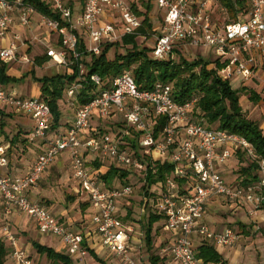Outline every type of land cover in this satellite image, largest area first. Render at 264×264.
<instances>
[{
  "label": "built area",
  "instance_id": "obj_1",
  "mask_svg": "<svg viewBox=\"0 0 264 264\" xmlns=\"http://www.w3.org/2000/svg\"><path fill=\"white\" fill-rule=\"evenodd\" d=\"M46 1L59 13V18L38 13L25 0H0V40L8 36L16 19L20 25L29 27L32 16L39 14L46 33L59 35L61 48L50 47L47 54L61 66L68 64V54L76 61L81 58L78 45L82 34L85 49L98 54L105 42L136 34L142 26L141 16L126 0H82L78 14L65 0ZM248 2L247 13L240 12L236 20L230 21L227 7L218 0H157L163 21L151 48L152 58L172 57L175 46L185 40L191 46H207L214 51L215 59L223 63L218 69L222 79L232 83L233 78L246 82L256 77L263 84L264 95V0ZM15 38L21 40L22 36L17 33ZM18 47L15 42L0 46V60L17 61ZM20 61L32 63L27 54ZM212 66L214 63L210 64ZM79 69L81 78L86 74V67L80 64ZM91 79L97 85L102 83L97 74ZM76 91V85L67 89L69 97ZM194 102L175 100L173 87L168 83L158 81L152 88L142 89L132 72L126 70L77 109L69 128L47 137L53 124L49 103L42 97H18L0 89V108L12 107L33 119L29 140H47V147L37 155L25 175L12 177L0 173L4 212L29 215L41 233L60 238L71 257L84 259L89 253L84 234L28 196L30 188L37 184L54 158L60 152H68L79 192L87 196L95 210L91 220L100 243L127 264H135L129 245L134 228L123 220L119 207L120 202L133 194L134 187L132 184L106 186L99 175L88 170L84 151L110 157L118 166L138 173L143 181L148 174L144 157L148 156L152 162H171L174 166L164 182L151 186L152 195L143 199L146 207L163 215V228L174 235L173 243L166 250L180 264H210L197 255L192 236L197 235L215 246H232L239 235L232 227L214 230L203 220L207 202L220 196L229 202L245 203L251 215L264 210V158L245 136L196 120ZM95 110L102 119L114 114L120 116L125 127L100 135H86ZM160 116L165 123L157 133L155 128ZM237 152L257 164L255 182L233 184L222 176L219 166ZM7 164V148L0 146V166ZM187 176L192 178V186H180L177 179ZM2 236L20 264H32L19 246L18 235L7 223Z\"/></svg>",
  "mask_w": 264,
  "mask_h": 264
},
{
  "label": "crops",
  "instance_id": "obj_2",
  "mask_svg": "<svg viewBox=\"0 0 264 264\" xmlns=\"http://www.w3.org/2000/svg\"><path fill=\"white\" fill-rule=\"evenodd\" d=\"M74 5L73 9L75 14L80 13L82 9V0H79ZM38 24H40L39 14H34L32 16L31 26L29 27L20 25L18 19H16L8 36L0 40V46L9 45L12 42H15L19 45L17 53H21L26 49H35L37 52L34 55H43V58L46 60L45 62L52 60L45 54L46 52L43 54L41 47L38 45H31V47L23 46L21 43L22 41L31 38V36L40 29ZM17 33L22 36L21 40L15 38ZM44 33L47 36H50V33L47 34L46 31H44ZM49 40L50 37H47L46 39L44 38L45 42H48ZM50 47L51 46H48V48ZM14 62L15 61H13V63ZM7 74L16 77L15 81L24 80L26 76L25 74L24 76L20 74L14 75L8 71ZM36 76H39L38 73ZM239 80V78H235L234 83ZM62 103L63 101L61 100L59 105L62 117L59 126L51 129L48 132L47 137L65 131L72 125V122L75 119L76 109H73L72 106H70L74 104L69 103L64 106ZM2 110L3 114L0 115V146L7 148L8 164L0 166V173L12 177L22 176L29 171L37 155L45 150L47 147V140L39 138L34 141L29 140V133L34 126V121L29 115L12 107ZM117 117L118 115L114 114L109 120L113 119L114 121V118ZM103 121H105V119H103ZM103 121L102 118H99L97 110H95L91 127L89 130H86V135H90L89 132H95L96 129L99 130L100 125L105 123ZM261 127L264 129L263 124ZM106 129H110V127L107 126ZM114 130L115 129H110L107 130V132H113ZM103 132L104 131H102V133ZM104 133H106V131ZM237 153L241 154L240 152ZM84 154L87 160L88 170L92 174L99 175L101 181L107 186L101 175L107 173L111 166L118 165L108 156L100 155L89 150H85ZM234 156L235 155H232V157L224 164L220 165L219 171L226 181L236 184L237 182L239 183L241 179L238 178L240 176L237 172L238 168L234 164L235 161L232 160ZM240 157L239 161H241L240 163L242 164V159L245 160V155L241 154ZM121 182H123V180ZM79 191L77 182L73 176L69 153L60 152L45 170L37 184L30 188L28 196L34 201L43 203V205L56 217L68 222L72 229L84 234L86 237L89 246V253L84 259L71 257L73 264H127L122 257L110 252L100 243L95 226L91 220L95 210L87 196ZM120 203V213L121 211L125 212V218H129L131 209L122 208ZM145 208L147 207L145 206ZM248 212L249 207L245 203L229 202L220 196L212 197L206 204L203 220L209 224L212 229L221 231L226 227H232L238 232L239 240L236 244L232 246H215L230 264H264V241L259 236L255 240L252 239L254 238L253 228L261 227V223L264 222V210L258 211L256 214L252 215L251 218H248ZM143 221H126L127 224L132 225L134 228L133 237L131 238L129 245L130 255L134 259L135 264H180L173 258L171 253L166 250L173 243L174 235L172 232L166 231L164 228L163 231L165 236H162L160 244L155 248L153 247L154 232H152V244L147 247L148 249L146 252H143V249H145L144 245L147 244L145 241L148 218L147 221ZM160 222L163 227V220H159L155 224ZM6 223L9 224L12 230L18 235L19 246L25 252L29 253L27 256L31 259L32 264H51L44 254H40L36 250L34 246L35 242L53 247L58 252L68 254L67 248L61 239L41 233L36 226L35 221L29 215L21 212L6 214L4 212L0 194V238L4 242L5 240L2 235ZM155 224L153 226V231L155 229ZM192 239L195 247L201 241V238L197 235H193ZM5 245L8 250L5 264H20L12 256L10 248L6 242ZM103 249L106 250V254H101Z\"/></svg>",
  "mask_w": 264,
  "mask_h": 264
},
{
  "label": "trees",
  "instance_id": "obj_3",
  "mask_svg": "<svg viewBox=\"0 0 264 264\" xmlns=\"http://www.w3.org/2000/svg\"><path fill=\"white\" fill-rule=\"evenodd\" d=\"M32 4L38 13L52 18H59V13L55 11L46 0H25ZM154 0H143L142 9L135 3L131 4L133 10L141 16L142 26L136 34L125 35L122 39L115 42H105L100 53L95 54L85 49L84 40L80 37L78 51L81 52V58L77 61L70 55L73 63L70 65L72 71L69 73H55L53 75H44L38 77L40 83L41 96L45 99L53 114L52 128L59 126L62 112L59 102L63 99L67 87L78 81L82 87L78 94L82 104L87 103L95 93L100 89L108 87L111 81L126 70L132 72L137 84L142 89H150L158 81L171 84L173 87L174 99L178 102L195 100L193 115L200 122L210 127L222 128L231 132L239 133L245 136L255 147L256 152L264 158V130L261 124L250 118L243 110L240 103V88L232 86L230 80L222 79L218 74V69L223 66L219 59L207 60L197 57L193 60L188 59L184 54H180L178 59L169 57L166 59H153L150 56L151 48L141 47L137 38L150 36L156 32L153 20L151 18L152 3ZM220 4L227 7L231 20H236L238 13L246 14L249 9L248 0H218ZM120 45L128 46L125 52L115 51ZM131 46V47H130ZM179 51L175 48L174 51ZM111 51H115L114 56ZM49 57V56H48ZM39 64L46 61L44 58H37ZM214 66L210 67V64ZM80 64L86 67V74L80 78ZM7 64L0 60V83H8L16 80V77L7 74ZM93 74H97L102 79L101 85H97L91 79ZM68 87V88H69ZM250 100L257 102L260 94L252 92ZM3 114L0 108V115ZM165 123L164 117L160 116L156 124V132L159 133ZM102 132H93L90 136L100 135ZM133 147L135 143H131ZM243 154V153H241ZM244 155V154H243ZM245 160L247 157H244ZM148 165V174L142 189L144 197L152 194L149 189L151 186L164 182L167 174L173 170L171 162H161L159 160L152 162L148 156L144 157ZM128 170L111 166L107 173L101 175L107 186H111L109 179L119 176L121 178L129 175ZM240 184L246 185L257 180V164L249 161L247 165L240 167ZM180 186L191 187L192 178L177 179ZM238 183V182H237ZM145 206L146 200H143ZM164 220L163 215L151 210L149 212L148 224L146 228V242L148 246L152 244V232L154 224ZM36 250L44 254L51 264H73L69 254L56 251L40 243H34ZM197 255L206 262L213 264H230L223 254L206 240H201L195 247ZM8 250L5 242L0 238V264L6 263Z\"/></svg>",
  "mask_w": 264,
  "mask_h": 264
},
{
  "label": "rangeland",
  "instance_id": "obj_4",
  "mask_svg": "<svg viewBox=\"0 0 264 264\" xmlns=\"http://www.w3.org/2000/svg\"><path fill=\"white\" fill-rule=\"evenodd\" d=\"M68 2L69 5H71L72 7H74L79 0H65ZM130 5L135 3L137 5V7L142 9V1L143 0H126ZM109 14H114V16H119L118 14H115L114 12H109ZM221 15V14H218ZM37 16V15H35ZM215 16H217V13L215 14ZM229 17V16H228ZM151 18L153 20V24H154V29H156V32L153 33L150 36H142L140 35L137 38V41L139 43V45L141 47H148V48H152L153 44L155 43L156 40V34H158V32H160V26L162 24V10L159 8L157 0H154L152 3V10H151ZM230 18V17H229ZM230 21H234L231 20ZM39 26V30L36 31V33L31 36V38L24 40L25 44H23V46H31V45H35V46H39L41 47V51L46 52L45 54L48 56L47 54V50H48V46L54 47L55 49H60L61 48V40L59 38L58 33L56 32H51L49 35L47 36L44 31L46 30L41 24H38ZM37 35V36H36ZM82 39L85 38V36L82 34L80 35ZM47 37H50V40L47 42L44 41V38L46 39ZM32 47V46H31ZM128 46H123L120 45V47L118 48H113L115 49V51H119V52H125L126 48ZM131 47V46H130ZM175 48L179 49V51H174L172 53V57H174L175 59H178L180 54H184L186 57H188V59L193 60L197 57H202L205 58L207 60H215V53L214 51L207 47V46H191L190 44H188V41H184L181 42L179 44H177L175 46ZM115 51H111V55L114 56ZM37 51L35 49H26L25 51L18 53L17 57L18 60L15 61L14 63L12 62H4L7 64V71L10 72L11 74L17 75L20 74L22 76H25V79L23 80H18V81H13V82H4V83H0V89L5 90L6 92L9 93H14L15 95H17L18 97H34V98H38V97H42L41 94V88H40V83L38 82L37 78L38 77H42L44 75H53L55 73H69L72 71L71 66H70V55L68 54L67 56V61L68 64L67 65H56L52 60L45 62L43 61V63L39 64L37 61V58H43V55H34ZM40 52V51H39ZM27 54L28 57L30 59H32V63H24L21 60L22 56L24 54ZM150 56L152 57L151 51H150ZM17 62V63H16ZM16 73V74H15ZM38 73L39 76H36V74ZM232 86L235 88H240V103L241 106L243 108V110L246 112V114L252 118L257 120L261 125L264 122V95L262 93V86L263 84H261L260 79H257L256 77L243 82L242 80L240 81H236L234 83V78L232 79ZM72 85H76L77 86V91L76 94L72 97H69L68 93H67V89H66V93L64 94V97L62 99L63 101V105L65 106L66 104L69 103H73L74 105H70L72 106V108L76 109L75 111H77V109L82 105V103L79 100L78 94L80 92V89L82 87L81 83H79L78 81L74 82ZM71 86V85H70ZM261 89V91H259ZM97 90H101L100 86L97 88ZM252 92H256L258 94H260V99L257 102H253L250 100L249 96ZM260 92V93H259ZM70 99V100H68ZM113 117V116H112ZM100 118V117H99ZM101 119V118H100ZM197 120V119H196ZM103 121V119H102ZM101 122V120H100ZM105 123H103L102 125H100L99 130H95L96 132H102V131H106L110 130V129H115L114 131H117L120 127H125V124L123 123L122 119L120 118V116H118L117 118L113 119H105V121H103ZM108 122V123H107ZM110 122V123H109ZM110 127V129H106V127ZM216 125H214L215 127ZM53 129V128H52ZM264 130V129H263ZM92 131V130H91ZM62 132V131H61ZM103 132V133H104ZM92 132H89V134H91ZM241 153V152H240ZM235 156L232 158V160L235 161V166H237L238 170L240 169V167L247 165V163L250 160H243V163L241 164L239 161L240 160V155L238 153L234 154ZM237 171V170H236ZM123 180V182H121ZM109 182L112 184V186L114 187H123L125 184H132L134 187V192L133 194L129 197L126 198L125 200H123L120 204L122 205V208L128 209L130 208L131 213L129 214V218H125V212L121 211V216L123 217V220L126 221H139V220H146L149 216V212H151V208L147 207L145 208L144 202H143V198H144V190L142 189V186L144 184L143 179L141 178V176L138 173L135 172H129V175L126 177H111L109 179ZM155 187V186H153ZM68 198V196H67ZM69 199V198H68ZM226 204V202H225ZM248 218H251V214L248 212ZM256 214V213H255ZM128 216V215H127ZM250 221V220H249ZM144 222V221H143ZM142 222V223H143ZM252 222V221H251ZM141 223V224H142ZM154 235H153V247H157L160 244V240L162 238V236H165V233L163 231V227L161 226V222L155 224L154 227ZM145 229V228H143ZM254 233H253V240L257 239L258 236L262 238V240L264 241V222L261 223V227H256L253 228ZM203 240V239H201ZM146 243V241H145ZM195 245V244H194ZM148 245L145 244L143 249V252L147 251ZM106 254V250L103 249L101 254ZM26 255H28V252H25ZM101 258H104L102 256H99Z\"/></svg>",
  "mask_w": 264,
  "mask_h": 264
}]
</instances>
